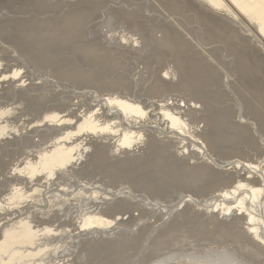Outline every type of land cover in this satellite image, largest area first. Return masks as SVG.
Segmentation results:
<instances>
[{"label":"rangeland","instance_id":"374dc122","mask_svg":"<svg viewBox=\"0 0 264 264\" xmlns=\"http://www.w3.org/2000/svg\"><path fill=\"white\" fill-rule=\"evenodd\" d=\"M33 1L35 0L26 2L25 0H0V69L2 70H0V79L4 81V86H2L4 89H0V93L3 92V94H0V108L3 110L0 109V111H6L0 121H2L1 119H3V122L4 120L7 121L9 130L14 126L10 130L11 132L8 131L7 134H1L4 135L3 137L0 136V201L13 194L14 188H19V186L27 199L24 200V203L22 200V204L21 202L14 203L10 208L4 209L0 213L2 215L0 216V222L4 220L5 224L2 225L1 222L0 225L4 226L2 229L4 230L7 227L17 225L18 221L23 218L30 217V224L33 223L34 218H37L39 223L35 219V223L31 225H33L34 230L38 231V236L35 244L33 243L31 247H27H30L28 251L32 248L35 251L42 250L41 253L32 258L29 256L30 259L27 257L22 261L20 260V262L25 263L19 262L18 264H264V183H262L264 181L260 175L261 171L251 174L255 172L253 168L260 169L262 166L264 167V84L262 87L254 86V83L259 82L260 84V81L264 83L263 54H258L254 60H250V62L253 61L252 64L255 65L256 70L247 67L242 74L240 73L241 75L238 72L236 74V67H234L235 55L232 54V58L226 47L232 50L231 46L237 45V35L238 33L241 34V29L232 24V29L228 26L229 31L224 34L207 24V21L213 22L215 25L219 24L214 16L198 11L193 4L184 3L176 8L174 2L173 7L175 9L173 10L170 9L171 7L165 6V2L162 0H95L94 2L91 0L93 6L87 0H81V3L77 2H80V0ZM82 1L85 2V5ZM86 2L88 5H86ZM161 2H164V4ZM89 4L90 7H88ZM83 6L89 9L85 10ZM119 8L121 11L118 10ZM125 9L127 10L126 13L129 11L132 14L128 12V16L124 12ZM76 11L78 14L83 11L85 13H83V16L80 14L82 16L80 17L81 21L78 19L80 23L75 19L76 17L79 18ZM70 16L74 18L70 19ZM133 16L138 18L135 17L137 21ZM144 17L148 20L146 21ZM180 19L181 21H179ZM73 20L77 22L76 25L78 26L75 23V26L71 24ZM132 20L134 22H131ZM249 23L251 22L249 21ZM251 25L255 27L254 24L251 23ZM162 27H164V30ZM180 27L187 30L183 31ZM174 30L179 34H175ZM115 31L116 33H114ZM118 31L120 34H117ZM161 31L177 35L176 38L175 36L169 37V40L179 39L177 41L180 43L188 40L187 44L190 43L194 47L179 51L168 43L169 41L165 37V40H156L155 37L157 35L159 37ZM154 33H156L155 37ZM122 34L123 36L126 34L127 38L123 37ZM192 34L194 37L191 36ZM132 38H135V40ZM224 40L230 44L224 45ZM195 45L204 46L203 48L207 49H213L216 46L217 48L215 47L214 50L218 51L220 49L218 60L215 59L212 62L206 59L205 62H201L198 60L201 58L200 55H202V58L207 57L206 53H203V50ZM192 60H196L198 63L200 61L202 66L208 65L212 78L210 81L205 74L201 79L199 78L200 81L195 78V73L186 64ZM225 60L227 62L229 60V62L226 65L222 63L223 67L220 63ZM213 63L216 64L217 68H213ZM170 65L174 66L171 67ZM178 65L182 72H177L178 77L176 75L175 77L166 75L167 69L168 71H170L169 68L177 70ZM228 69L234 71L236 76L233 77L232 71L230 72ZM16 70L19 74L13 76V72ZM70 70H73L72 73ZM141 70L146 71L147 74ZM5 72L6 74H4ZM140 72L144 73L143 76L145 77L141 76ZM25 73L28 74V77ZM225 74H228L230 79L235 78L230 84L232 86L227 83L228 86H226L223 82L222 79H224ZM3 76H5L4 79ZM137 76H139V80H143V78L146 80H140L143 83H139L140 81L137 82ZM146 76L151 77L150 80ZM255 76H257L256 79L258 78L257 82H254ZM157 77L160 78V82L159 79H156ZM197 77H199V74ZM169 79L173 80L174 86L171 85ZM13 80H17V82L13 83ZM166 82L168 83L165 84ZM169 83L171 86L168 85ZM179 84L180 86H178ZM239 87L242 88L239 89ZM253 87L255 91L252 90ZM223 90H227V93ZM46 91L52 93L48 94ZM237 92L239 93L237 94ZM56 93L59 94L56 95ZM47 94L48 99H46ZM37 95H40V97ZM49 95H52V97ZM109 96L136 102L135 104H139L145 109V114L140 120L136 119V123H131L130 120L134 118L123 115L124 113L114 103H109L107 101ZM94 97L95 99H93ZM32 98L35 101H31ZM185 104L189 105L188 108ZM14 105L18 107V110H14L16 112L13 111L12 106ZM72 106L73 108H71ZM179 106L180 110H177L176 107ZM165 108L176 115L181 113L180 116L183 118H181L183 120L182 129L169 128V124L166 123L167 118L163 116ZM8 111L11 113L9 114ZM83 113H85V116L95 115L97 121L101 120L99 123L102 126H108L109 129L97 133L81 132L72 136L70 140L68 139V142L64 140L65 144L68 143L67 145L82 142L81 150L78 153L81 161L73 164L74 167L71 165V168L75 169L74 171L71 168L69 169L70 166L67 167L68 170L64 167L56 173L57 175L52 177L55 181L48 180L45 177V170L42 169L41 160L44 152H48L54 145L59 144L63 140L61 138L63 133L73 131L78 122L85 117ZM49 114H58L59 120H48L46 116ZM237 115L241 120L243 118V121ZM77 116L81 119L79 120ZM13 117L17 118L16 125ZM238 120L240 121L238 122ZM245 120L249 128L246 127ZM29 121H31L30 127L26 124ZM185 121H188V124ZM235 121H237V125ZM63 124L66 127L69 125L67 130L66 127L64 129ZM239 124H242V126ZM20 125H23L24 128H21ZM59 125L63 126L60 127ZM186 126H189L188 130ZM257 126L258 129H256ZM28 129L32 130L29 131ZM126 132L131 133L134 140L131 141L130 145L126 144L121 146V149H115L118 143L120 144L122 134ZM86 133L90 137H87ZM141 135L143 136L141 137ZM107 136L110 137L107 138L108 140L106 139ZM93 138L95 143L92 140ZM116 138L117 141H115ZM56 139L59 140V143ZM103 141L108 145L101 146L100 144H104ZM55 142L56 144H54ZM87 143H91V145ZM40 145L42 146L40 147ZM82 147L85 148L86 152ZM109 149H112V151ZM81 151H84V155L81 154ZM26 152L29 153L28 158ZM126 152L128 157L125 156ZM116 154L119 155L121 161L116 159V157L118 158ZM33 155H36V159H32V157L34 158ZM135 156L136 158H134ZM137 156L139 157L138 160ZM163 156L168 160L167 163ZM84 158L85 160H83ZM127 158L128 160L132 159V162L126 160ZM125 160L130 165L125 164ZM31 162L33 163L31 164ZM115 163H119V169L115 170L118 166ZM112 164L115 165V168L109 167L112 171L105 168L107 165L113 166ZM168 164L171 166L168 167ZM189 164L191 165L189 166ZM24 165L29 168L32 167L34 173H30L28 170L21 174L14 173V168L21 169ZM161 165H163L162 171ZM113 168L116 172L113 171ZM27 172L28 174H26ZM38 173L40 174L38 175ZM105 173L108 174L105 175ZM116 173L121 174V178ZM61 174L64 176L60 177ZM109 174L114 175V178ZM130 174L132 175L130 176ZM40 175L46 180L41 179ZM262 175L264 178L263 173ZM125 176L128 178L130 176L131 180H128ZM132 180L133 182L135 180V183ZM240 181L244 185L238 188L239 190L234 191ZM23 183L27 190L24 188ZM50 183L53 185H50ZM43 186L44 188H42ZM252 188H258L261 191L260 196L258 195L257 198L251 200L249 198L251 191L249 190H252ZM45 189L49 191L48 194H46L48 191ZM28 190L29 193H27ZM52 191L54 195H52ZM248 193L249 195H247ZM56 194H59V197ZM45 196H49L51 199L49 197L45 198ZM53 197L55 201L52 199ZM42 198L45 201H42ZM118 198L121 199L119 202ZM110 199L111 205L109 203ZM242 199L246 200L240 207L238 202ZM34 200L35 202H33ZM36 201L38 204L41 202L40 205L42 206L45 205L42 207ZM102 201L107 202L101 204ZM28 203L30 207L32 206V209L28 206ZM34 203L37 205L35 206ZM50 203L51 205H49ZM52 204L55 205L54 208ZM58 204L61 206L59 207ZM22 205L23 208L27 207L24 211L21 208ZM103 205H105V209ZM215 205L217 207L214 208ZM51 206L55 211H51ZM34 207H37V209L35 208L36 212L33 211ZM107 208L108 210H106ZM20 209L22 211H17ZM38 213H41V215L42 213L46 214L45 218L42 215L40 219L41 216ZM248 213H253V221L248 219ZM5 214H8L7 217ZM33 216L34 218H32ZM99 216L110 222L102 224L103 226L91 224V227H81V222L85 218ZM42 219L44 222L41 221ZM37 224H43L44 228L40 225L36 229ZM45 224L46 226L50 225L47 226L49 228L54 227L50 232L51 234L43 233L46 227ZM41 234L42 236L39 237ZM51 235H53L52 238L49 237ZM0 238L2 237L0 236ZM53 243H56V245ZM52 253H54L53 256H51ZM41 255L42 258H39ZM4 256L7 257L6 254ZM6 260L3 261L6 262Z\"/></svg>","mask_w":264,"mask_h":264},{"label":"bare ground","instance_id":"6f19581e","mask_svg":"<svg viewBox=\"0 0 264 264\" xmlns=\"http://www.w3.org/2000/svg\"><path fill=\"white\" fill-rule=\"evenodd\" d=\"M24 1V0H23ZM26 1H28V0H25V2ZM30 1H32V0H30ZM36 1V0H35ZM35 1H33V2H35ZM87 1H89L88 3H90L91 2V5H92V1L91 0H87ZM95 0H93V2H94ZM148 1V0H147ZM154 1V0H153ZM161 1V0H160ZM159 1V2H160ZM162 1H164L165 2V4H164V2H161V3H163L165 6L167 5V6H169V7H171L170 9H175L173 6V3L175 2V6H176V8L177 7H179V6H181L182 4H184V3H186V4H193V6H194V8L195 9H197L198 11H200V12H203V13H208V14H210L211 16H214L215 18H216V20L218 21V23L219 24H214L213 22H210V21H207V24H209L210 26H213V28H215V29H217V30H219V31H222L224 34H226L229 30V28L230 29H232V24L233 25H235V26H238L240 29H241V31L243 32H241V34L240 33H238V35H237V45H232L231 47H232V50L230 49V48H227L226 47V50H228V54H230V55H232V54H234L235 56V60H234V64H235V66L234 67H236L235 68V70H236V74H237V72H238V74H242V72H244V70H246L245 68H250V69H254V70H256L255 69V65H253L252 63H253V61L252 62H250V60H254V58L256 57V55H258V54H263V57H264V0H162ZM169 1V2H168ZM78 3H81V0H80V2L79 1H77ZM83 3H84V5H85V2L84 1H82ZM97 2V1H96ZM95 2V3H96ZM151 2V1H150ZM7 3V2H6ZM94 3V4H95ZM153 3V2H152ZM160 3V4H161ZM157 4H158V2H157ZM86 5H88L87 4V2H86ZM90 4H89V6L88 7H90L91 6ZM142 5V4H141ZM13 6V5H12ZM52 6V5H51ZM64 6V5H63ZM93 6V5H92ZM95 6V5H94ZM96 6H97V4H96ZM121 6V5H120ZM119 6V7H120ZM148 6V5H147ZM152 6V5H151ZM150 6V7H151ZM163 6V5H162ZM87 7V8H88ZM141 7V6H140ZM3 8V7H2ZM83 8H84V6H83ZM87 8H84L85 10L87 9ZM121 8V7H120ZM118 9V10H120L121 11V9ZM3 9H6L5 7L3 8ZM10 9V8H9ZM81 9V8H80ZM89 9V8H88ZM141 9H143V8H141ZM145 9V8H144ZM149 9V8H148ZM168 9V8H167ZM24 10V9H23ZM116 10H117V8H116ZM146 10V9H145ZM6 11H8V10H6ZM11 11V10H10ZM78 11V10H77ZM77 11H76V13H77ZM81 11H82V9H81ZM89 11V10H88ZM124 11V10H123ZM122 11V12H123ZM126 9H125V13H126ZM26 12V11H25ZM63 12V11H62ZM116 12H118V11H116ZM129 12V11H128ZM127 12V13H128ZM74 13V12H73ZM78 13H79V11H78ZM77 13V14H78ZM83 13H84V11L81 13L80 12V14L83 16ZM125 13L123 14L124 16H125ZM126 13V14H127ZM129 13H131V12H129ZM139 13V12H138ZM138 13H136V14H138ZM143 13V12H142ZM148 13V12H147ZM14 14V13H13ZM16 14V13H15ZM18 14V13H17ZM16 14V15H17ZM63 14V13H62ZM80 14H78L77 16L79 17V18H75V19H77V21H78V19H79V21H81L80 20V17H82ZM85 14V13H84ZM122 14V13H121ZM132 14V13H131ZM130 14V15H131ZM135 14V15H136ZM150 14V13H149ZM9 15H10V13H9ZM29 15V14H28ZM72 15V14H71ZM74 15V14H73ZM72 15V16H73ZM128 16H129V14H127ZM140 16L142 15L141 13L139 14ZM145 15V14H144ZM19 16H20V14H19ZM72 16H70L69 18L70 19H73L72 18ZM85 16V15H84ZM132 16V15H131ZM138 16V15H137ZM140 16H138V17H140ZM252 23V24H254L255 25V27L253 26V25H251V23H249V21L245 18V17ZM13 17V16H12ZM134 17V16H133ZM136 17V16H135ZM134 17V18H135ZM194 17V16H193ZM68 18V19H69ZM126 18V17H125ZM132 18V17H131ZM137 18V17H136ZM136 18H135V20H136ZM141 18V17H140ZM148 18V17H147ZM192 18V17H191ZM12 19H14V18H12ZM138 19V18H137ZM143 19V18H142ZM144 19H146L145 17H144ZM150 19H152V18H150ZM154 19V18H153ZM156 19V18H155ZM182 19V18H181ZM181 19L179 20V21H181ZM194 19V18H193ZM193 19H192V21H193ZM195 19H196V17H195ZM148 19H146V21H147ZM178 20V19H177ZM189 20V19H188ZM191 20V19H190ZM78 21V22H79ZM137 21V20H136ZM135 21V22H136ZM149 21H151V20H149ZM148 21V22H149ZM161 21V20H160ZM192 21H189V22H192ZM131 22H134L133 20L131 21ZM74 23H75V25H76V23L77 22H74V20H73V23H71V24H73L74 25ZM80 23V22H79ZM78 23V24H79ZM177 23H178V21H177ZM181 23V22H180ZM133 24V23H132ZM137 24V23H136ZM74 25V26H75ZM59 26V25H58ZM76 26H78V25H76ZM133 26V25H132ZM143 26V25H142ZM166 27H167V25H165ZM169 26V25H168ZM175 26H176V24H175ZM180 26V25H179ZM228 26H229V28H228ZM141 27V26H140ZM160 27V26H159ZM177 27V26H176ZM182 27H183V25H182ZM77 28V27H76ZM163 28V30H164V27H162ZM181 28V27H180ZM186 28V27H185ZM210 28V27H209ZM158 29V28H157ZM167 29H168V27H167ZM181 29H183V31H186L184 28H181ZM68 30V29H67ZM113 31V30H112ZM219 31H217V32H219ZM17 32V31H16ZM24 32H26V31H24ZM35 32V31H34ZM126 32V31H125ZM176 32H177V28H176ZM175 32V30H174V33L175 34H177ZM178 32H180V31H178ZM109 33V32H108ZM113 33V32H112ZM112 33H111V35H112ZM114 33H116V31L114 32ZM113 33V34H114ZM119 33V31L117 32V34ZM123 33V32H122ZM129 33V32H128ZM182 33V32H181ZM184 33V32H183ZM116 34V35H117ZM120 34V33H119ZM127 34V33H126ZM126 34H124V36L126 35ZM155 34L156 33H154V37H155ZM179 34V33H178ZM177 34V35H178ZM187 34V33H186ZM220 34H222L221 32H220ZM132 35V34H131ZM134 35V34H133ZM136 35V34H135ZM176 35V36H177ZM184 35V34H183ZM217 35H218V33H217ZM113 37H114V35H112ZM122 36H123V34H122ZM123 36V37H124ZM175 35L174 34H172V33H167V32H164V31H161V34L159 35V37H158V35H157V37H155L156 38V40H165V38L169 41L168 43H170L171 45H173L176 49H178L179 51H183L184 49L186 50V49H190V47H194V45H191L190 43L189 44H187L188 42V40L187 41H182L183 43H180V42H178L177 40H179V39H176V40H173V39H171V40H169L170 38L169 37H174ZM176 36H175V38H176ZM180 36H181V34H180ZM179 36V37H180ZM191 36H193V34L191 35ZM112 37V38H113ZM126 37V36H125ZM129 37H131V36H129ZM153 37V38H154ZM165 37V38H164ZM178 37V38H179ZM182 37V36H181ZM180 37V38H181ZM194 37V36H193ZM193 37H192V39H193ZM114 38H116V37H114ZM127 38V37H126ZM169 38V39H168ZM174 38V39H175ZM197 38V37H196ZM247 38V39H246ZM133 39V38H132ZM131 39V40H132ZM110 40V39H109ZM117 40V39H116ZM127 40H129V39H127ZM133 40H135V38L133 39ZM185 40V39H184ZM194 40V39H193ZM193 40H192V42H193ZM226 40V39H225ZM224 40V42H225V44L224 45H226L227 46V43H229V42H226ZM122 41V40H121ZM121 41H120V43H121ZM196 41V40H195ZM126 42V41H125ZM133 42V41H132ZM131 42V43H132ZM137 42V41H136ZM140 43V42H139ZM219 43H221L220 41H219ZM192 44H194V43H192ZM198 45H199V42L197 43ZM230 44V43H229ZM187 45H189V46H187ZM197 45V46H198ZM220 45V44H219ZM223 45V46H224ZM196 46V45H195ZM196 46V47H197ZM222 46V47H223ZM199 47V46H198ZM204 47V46H203ZM203 47H199V48H201L202 50H203V53H206V56L208 57H203L202 58V55H200L201 56V58L200 59H198V60H200L201 62H205L206 61V59L207 60H210V61H214L215 59H217L218 60V56H220V55H218V51L220 50H218V51H216V50H214V48L216 47H214L213 49H207V48H203ZM219 47V46H218ZM217 48V47H216ZM184 50V51H185ZM231 51V52H230ZM32 52V51H31ZM250 52V53H249ZM258 52V53H257ZM38 53V52H37ZM44 53V52H43ZM180 53V52H179ZM195 53H197V52H195ZM238 53H240V54H238ZM45 54V53H44ZM197 54H199V53H197ZM220 54V53H219ZM222 51H221V56H222ZM238 54V55H237ZM191 55H194V54H191ZM50 57V56H49ZM232 58H233V55H232ZM231 58V59H232ZM200 61H199V63H198V61H196V60H192V61H190V62H187L186 64H187V66L189 67V68H191L190 70L192 71V72H194L195 74V78H197L199 81H200V79H201V77L205 74L206 75V77H207V79L210 81V79H212L211 78V74L209 73V69H208V65H205V66H202V65H200ZM212 61V62H213ZM220 61V60H219ZM233 61V60H232ZM228 62H229V60H228ZM228 62L225 60V61H222L221 63H220V65H222V63H224V65H226V63L228 64ZM1 63V62H0ZM6 64V63H5ZM9 65V64H8ZM4 66H7V65H4ZM171 66V65H170ZM172 66H174V65H172ZM171 66V67H172ZM211 66V65H210ZM213 68L215 69V68H217V66H216V64L215 63H213ZM223 66V65H222ZM224 67V66H223ZM3 68V67H2ZM174 68V67H173ZM177 68V67H176ZM179 68V69H178ZM178 68H177V70L176 69H174V70H171V68H169V70L170 71H168V69H167V72H166V75L167 76H171V77H175V75L177 76V72H181V69H180V66L178 65ZM145 69V68H144ZM261 69H262V67H261ZM1 70V69H0ZM4 70V69H3ZM229 70V69H228ZM249 70V69H248ZM2 71V70H1ZM67 71V70H66ZM71 71V73H72V71L73 70H70ZM141 71H143V70H141ZM230 71V70H229ZM232 71V70H231ZM230 71V72H231ZM259 70L257 69V72H258ZM77 72V71H76ZM143 72H146V71H143ZM251 72V71H250ZM254 72V71H253ZM256 72V71H255ZM9 73V72H8ZM74 73V72H73ZM82 73V72H81ZM80 73V74H81ZM113 73V72H112ZM141 74V76H143L144 75V73H142V72H140ZM182 73V72H181ZM235 73H234V71H232V76L234 77V76H236L235 75ZM4 74H6V72L4 73ZM10 74V73H9ZM17 74H19V72H18V70H16V71H14L13 72V76H15V75H17ZM23 74V73H22ZM21 74V75H22ZM25 74H27V73H25ZM76 74V73H75ZM86 74V73H85ZM146 74H147V72H146ZM199 74V77H197V75ZM240 74V75H241ZM70 75V74H69ZM74 75V74H73ZM149 75H150V73H149ZM152 75V74H151ZM183 75V74H182ZM255 75H256V73H255ZM8 76V75H7ZM18 76V75H17ZM20 76V75H19ZM72 76V75H71ZM76 76V75H75ZM80 76V75H79ZM82 76H84V75H82ZM81 76V77H82ZM4 77L5 76H3V79H4ZM21 77V76H20ZM27 77H28V74H27ZM26 77V78H27ZM85 77H86V75H85ZM138 77V78H137ZM136 78L138 79L137 80V82L138 81H140V80H142V79H140L139 80V76H137ZM143 77H145V76H143ZM147 78H149L148 80H150V78L151 77H148V76H146ZM153 77V76H152ZM178 77V76H177ZM184 77V76H183ZM242 77H244L243 75H242ZM256 77L257 76H255V81L254 82H257L258 81V78L256 79ZM7 78V77H6ZM11 78V77H10ZM9 78V79H10ZM92 78V77H91ZM120 78V77H119ZM124 79H125V77H123ZM122 78V80L124 81V79ZM200 78V79H199ZM239 78V77H238ZM17 79H18V77H17ZM81 79H83V78H81ZM80 79V80H81ZM127 79H128V77H127ZM156 79H159V82H160V78H156ZM156 79H155V82H156ZM183 79V78H182ZM22 80V79H21ZM31 80V79H30ZM34 80V79H33ZM36 80H37V78H36ZM92 80H94V79H92ZM117 80V79H116ZM143 80H146V79H144L143 78ZM142 80V81H143ZM169 80H171V82L170 83H172V79H169ZM186 80V79H185ZM222 80H224L223 82L226 84H229V86H232V85H230L231 83H232V81L233 80H235V78H229V76H228V74H225V77H224V79H222ZM241 80V79H240ZM7 81H8V78H7ZM19 81V80H18ZM29 81V80H28ZM35 81V80H34ZM78 81V80H77ZM111 81H113V80H111ZM142 81H140L139 83H141ZM3 82L4 81H2L1 79H0V89L2 88V90L4 89L2 86H4L3 85ZM9 82V81H8ZM15 82H17V80L16 81H14L13 80V83H15ZM21 82V81H20ZM25 82V81H24ZM29 82H31V81H29ZM145 82V81H144ZM148 82V81H147ZM221 82V81H220ZM222 82V84H224ZM235 82H239V81H235ZM36 83H38V82H36ZM143 83V82H142ZM161 83H163V82H161ZM168 82H166L165 84H167ZM170 83L168 84V85H170ZM184 83V82H183ZM234 83V82H233ZM5 84V83H4ZM24 84V83H23ZM35 84V83H34ZM116 84H117V82H116ZM120 84V83H119ZM175 84V83H174ZM174 84L172 83L171 85H173L174 86ZM224 84V85H225ZM226 84V86H228ZM255 85L254 86H256V87H259V86H263V84L264 83H262V81H260V84H259V82H257V83H254ZM259 84V85H258ZM32 85V84H31ZM156 85V84H155ZM170 85V86H171ZM221 85V84H220ZM237 85V84H236ZM235 85V86H236ZM28 86V85H27ZM33 86V85H32ZM37 86H38V84H37ZM163 86V85H162ZM167 86V85H166ZM165 86V87H166ZM178 86H180V84L178 85ZM222 86V85H221ZM220 86V87H221ZM234 86V85H233ZM24 87H26V86H24ZM30 87V86H29ZM28 88V87H27ZM223 88V87H222ZM225 88V87H224ZM232 88V87H231ZM240 88H242V87H239V89ZM264 88V87H263ZM263 88H260V89H263ZM26 89V88H25ZM24 89V90H25ZM29 89V88H28ZM52 89V88H51ZM126 89V88H125ZM235 89V88H234ZM248 89V88H247ZM27 90V89H26ZM48 90V89H47ZM50 90V89H49ZM54 90H55V88H54ZM236 90V89H235ZM235 90H233V91H235ZM250 90V89H249ZM252 90H254V87H253V89ZM1 91V90H0ZM18 91V90H17ZM224 91V90H223ZM231 91H232V89H231ZM237 91H238V89H237ZM255 91V90H254ZM260 91V90H259ZM210 92V91H209ZM224 92H226L227 93V90L226 91H224ZM240 92V91H239ZM239 92H237V94L239 93ZM46 93H48L47 91H46ZM45 93V94H46ZM50 93H52V92H49L48 94H50ZM54 93V92H53ZM244 93V92H243ZM253 93V92H252ZM252 93H251V95H252ZM0 94H3V92L2 93H0ZM31 95H32V93H30ZM48 94H47V98L46 99H48ZM57 94H59V93H56V95ZM52 95H54V94H52ZM52 95H49V96H51L52 97ZM240 95V94H239ZM3 96V95H2ZM33 96H34V94H33ZM32 96V97H33ZM37 96H39L40 97V95H37ZM41 96H43V95H41ZM249 96V95H248ZM254 96V95H253ZM262 96V95H261ZM44 97V96H43ZM42 97V98H43ZM54 97H55V95H54ZM239 97V96H238ZM252 97V96H251ZM250 97V98H251ZM35 98H37L36 96H35ZM97 98H99V97H97ZM253 98V97H252ZM258 98V97H257ZM31 99V98H30ZM33 99V98H32ZM40 99V98H39ZM44 99H45V97H44ZM50 99V98H49ZM75 99H77V98H75ZM93 99H95V97L93 98ZM78 100V99H77ZM76 100V101H77ZM92 100V99H91ZM101 100V99H100ZM170 100H172L171 98H170ZM169 100V101H170ZM248 100H249V98H248ZM251 100V99H250ZM31 101H35V99H33V100H31ZM37 101H39L38 100V98H37ZM36 101V102H37ZM44 101V100H43ZM107 101L109 102V103H114L124 114L123 115H127V116H130V117H132V118H134L133 120H130V122L131 123H136V119H139L140 120V118L145 114V109H143L142 107H141V105H139V104H135L134 102H131V101H126V100H122V99H120V98H114V97H112V96H109L108 97V99H107ZM253 101H254V98H253ZM23 102V101H22ZM22 102H21V104H22ZM35 102V103H36ZM78 102V101H77ZM103 102H104V100H103ZM171 102V101H170ZM259 102V101H258ZM14 103V102H13ZM75 103V102H74ZM73 103V104H74ZM79 103V102H78ZM93 103V102H92ZM99 103V102H98ZM104 103H106V102H104ZM104 103H103V105H104ZM236 103H238V102H236ZM244 103V102H243ZM12 104V103H11ZM71 104V103H70ZM69 104V105H70ZM85 104V103H84ZM96 104H97V101H96ZM183 104V103H182ZM9 105V104H8ZM68 105V106H69ZM80 105V104H79ZM102 105V107L104 108V106ZM109 105V104H108ZM179 105V104H178ZM184 105V104H183ZM241 105H243V104H241ZM15 106V105H14ZM14 106H12L14 109H13V111L15 110V109H17L18 110V107H14ZM71 106V105H70ZM73 106H75V105H73ZM73 106L71 107V108H73ZM100 106V105H99ZM111 106L113 107V105L111 104ZM181 106V108H183V106L182 105H180ZM180 106L179 107H176L177 108V110H180ZM185 106L188 108V106L185 104ZM191 106V105H190ZM263 106V105H262ZM3 107V106H2ZM10 107V106H9ZM12 107H10V108H12ZM67 107V106H66ZM76 107V106H75ZM82 107V106H81ZM95 107V106H94ZM101 107V106H100ZM170 108V107H169ZM192 108V107H191ZM194 108H195V106H194ZM1 109V108H0ZM98 109V108H97ZM102 109V108H101ZM118 109V110H119ZM190 109V108H189ZM1 110H3V109H1ZM111 110V109H110ZM182 110V109H181ZM184 110H185V108H184ZM183 110V111H184ZM192 110H194V109H192ZM191 110V111H192ZM240 110H241V108H240ZM12 111V112H13ZM72 111V110H71ZM73 111H76V110H73ZM98 111H101V110H98ZM113 111V110H112ZM117 111V110H116ZM238 111H239V109H238ZM6 111H0V118L4 115V113H5ZM14 112H16V111H14ZM114 112V111H113ZM163 116L165 117V118H167V122L166 123H168L169 124V128H178L179 130L180 129H182V127H181V125H182V123H183V118L180 116V114L181 113H179V115H176L175 113H172V112H170V110H168L167 108H165L164 110H163ZM242 112V111H241ZM8 113H9V111H8ZM11 113V112H10ZM9 113V114H10ZM49 113V112H48ZM69 113H71V112H69ZM68 113V114H69ZM73 113V112H72ZM75 113V112H74ZM86 113V112H85ZM85 113H83L84 114V116H85ZM92 113V112H91ZM101 113V112H100ZM147 113V112H146ZM183 113V112H182ZM62 114V113H61ZM115 114H116V112H115ZM119 114V113H118ZM238 114V113H237ZM6 115V114H5ZM12 115H13V113H12ZM58 114H49L48 116H46V118L48 119V120H59L58 119V116H57ZM69 115H71V114H69ZM68 115V116H69ZM90 115V114H89ZM102 115V114H101ZM114 115V114H113ZM244 115V114H243ZM11 116V115H10ZM66 116V115H65ZM67 116V117H68ZM74 116H75V114H74ZM95 115H92V116H85L80 122H78L77 120H76V122H78V124L76 125V128H74L72 125H71V127H73L74 129H73V131H68V132H66V133H63V135H62V141H60V143H59V140H57L58 139V137H57V143H59V144H57V145H54V147H52V145H51V147H52V149L51 150H49L48 152L47 151H43L44 152V154H43V158H42V160H41V162H42V169L43 170H45V174H46V176L45 177H47V179L48 180H50V179H52V181L54 180L55 181V179H53L52 177L53 176H55V175H57L56 173L57 172H59L62 168H67L68 166H70L69 167V169L71 168V165H73V164H77V163H80V162H78V161H81L80 160V158H79V155H78V153L80 152V150H81V143H77V144H74V145H67L68 143V139L70 140V138L72 137V136H74L75 134H79V133H81V132H91V133H94V132H99V131H102V130H105V129H107L108 128V126H102L99 122L101 121H97V119L94 117ZM98 117H99V115H97ZM183 116V115H182ZM184 116H185V114H184ZM238 116V115H237ZM9 117V116H8ZM15 117V116H14ZM13 117V119H15V121H14V123L16 122V119L17 118H14ZM41 116L39 115V118H40ZM78 117V116H77ZM97 117V118H98ZM102 117V116H101ZM146 117V116H145ZM235 117V116H234ZM3 118V117H2ZM11 118V117H10ZM64 118V117H63ZM66 118V117H65ZM70 118V117H69ZM68 118V119H69ZM72 118V117H71ZM75 118V117H74ZM79 118V117H78ZM118 118V117H117ZM182 118V119H181ZM238 118H239V116H238ZM12 119V120H13ZM34 119V118H33ZM32 119V120H33ZM76 119V118H75ZM74 119V120H75ZM81 118H79V120H80ZM226 119V118H225ZM240 119V118H239ZM248 119H250V118H248ZM2 121H0V136H2L1 134H3V133H5V134H7L8 133V131L9 132H11L10 130L14 127H12V126H10V127H12V128H10V130H9V125L7 126V121H5L4 120V122H3V119H1ZM7 120V119H6ZM11 120V121H12ZM22 120H24V119H22ZM31 120V121H32ZM118 120V119H117ZM241 120V119H240ZM240 120H238V122L240 121ZM9 121V120H8ZM25 121V120H24ZM31 121H29V123H26V124H30V122ZM61 121V120H60ZM114 121H116L115 119H114ZM165 121V120H164ZM163 121V122H164ZM241 121H243V118H242V120ZM249 121V120H248ZM247 121V122H248ZM18 122H19V120H18ZM119 122V121H118ZM121 122V121H120ZM119 122V123H120ZM186 122V121H185ZM188 122V121H187ZM186 122V123H187ZM236 122L237 121H235V124H236ZM245 122V124H246V120L244 121ZM250 122V121H249ZM254 122V121H253ZM11 123V122H10ZM13 123V124H14ZM17 123V122H16ZM16 123H15V125H16ZM58 123V122H57ZM56 123V124H57ZM70 123V122H69ZM110 123V122H109ZM159 123V122H158ZM23 124H25V123H23ZM65 124V123H64ZM63 124V125H64ZM112 124V123H111ZM164 124V123H163ZM188 124V123H187ZM248 124V123H247ZM247 124H246V127L247 128H249L248 126H247ZM250 125H251V122L249 123ZM257 124V123H256ZM27 125V126H28ZM58 125V124H57ZM63 125H61V126H63ZM108 125V124H107ZM113 125H114V123H113ZM112 125V126H113ZM116 125H118V124H116ZM186 125V124H185ZM237 125V124H236ZM240 126H242V124H239ZM238 125V126H239ZM249 125V126H250ZM253 125V124H252ZM21 126V125H20ZM26 126V125H25ZM26 126V127H27ZM60 126V125H59ZM60 126V127H61ZM69 126V125H68ZM67 126V127H68ZM183 126V125H182ZM17 127H18V125H17ZM23 127V125L21 126V128ZM26 127H25V129H26ZM29 127H30V125H29ZM54 127H55V125H54ZM58 127V126H57ZM56 127V128H57ZM65 127H66V125H64V129H65ZM67 127H66V130H67ZM119 127V126H118ZM167 127V126H166ZM187 127V126H186ZM189 127V126H188ZM188 127H187V130H188ZM195 127L196 128H198V126H196L195 125ZM237 127V126H236ZM16 128V127H15ZM24 128V127H23ZM55 128V129H56ZM116 128H117V126H116ZM133 128V127H132ZM207 128H209V127H207ZM242 128V127H241ZM240 128V129H241ZM20 129V128H19ZM18 129V130H19ZM109 129V128H108ZM107 129V130H108ZM113 129V128H112ZM120 129H121V127H120ZM124 129V128H123ZM129 129V128H128ZM131 129V128H130ZM133 129H135V128H133ZM132 129V130H133ZM185 129V128H184ZM251 130L253 129L252 127L250 128ZM256 129H258V126L256 127ZM255 129V130H256ZM14 130H16V129H14ZM29 130V129H28ZM30 130H32V129H30ZM29 130V131H30ZM58 130V129H57ZM70 130V129H69ZM72 130V129H71ZM117 130V129H116ZM127 130V129H126ZM138 130V129H137ZM264 130V129H263ZM13 131V130H12ZM26 132H27V130H25ZM111 131V130H110ZM117 131H119V130H117ZM123 131V130H122ZM125 131V130H124ZM123 131V132H124ZM7 132V133H6ZM21 132V131H20ZM128 132V131H127ZM124 133V134H122V138H120V144L118 143V145H117V147L115 148V149H118V148H120L121 146H123V145H126V144H129L130 145V143H131V141H133L134 140V138L131 136L132 134L131 133ZM135 132H137V131H135ZM241 132H242V130H241ZM251 132H253V131H251ZM255 132V131H254ZM17 133H19V132H17ZM28 133V132H27ZM60 133V132H59ZM58 133V134H59ZM132 133H134V132H132ZM139 133V132H138ZM138 133H137V135H138ZM257 133V132H256ZM9 134H11V133H9ZM20 134V133H19ZM25 134V133H24ZM57 134V133H56ZM87 134V133H86ZM120 134V133H119ZM85 135V134H84ZM84 135H82V136H84ZM98 135V134H97ZM136 135V134H135ZM140 135V134H139ZM245 135V134H244ZM4 136V135H3ZM2 136V137H3ZM81 136V137H82ZM94 136V135H93ZM92 136V137H93ZM102 136V135H101ZM100 136V137H101ZM143 135H141V137H142ZM203 136V135H202ZM206 136V135H205ZM215 136V135H214ZM220 136V135H219ZM240 136V135H239ZM246 136V135H245ZM21 137H22V135H21ZM59 137V138H60ZM87 137H90V135H88L87 134ZM87 137H86V139H87ZM91 137V138H92ZM96 137V136H95ZM94 137V138H95ZM98 137V136H97ZM100 137H99V139H100ZM102 137H104V136H102ZM101 137V138H102ZM112 137H114L113 135H112ZM111 137V138H112ZM119 137H120V135H119ZM213 137V136H212ZM39 138V137H38ZM37 138V139H38ZM78 138V137H77ZM84 138V140H85V137H83ZM94 138L92 139L93 140V142L95 141L94 140ZM105 138V137H104ZM103 138V139H104ZM107 138H110V137H106V139ZM137 138V137H136ZM45 139V138H44ZM53 139V138H52ZM82 139V138H81ZM119 139V138H118ZM204 139V138H203ZM3 140V139H2ZM43 140V139H42ZM64 140L66 141L67 140V144H65V142H64ZM75 140V139H74ZM78 140V139H77ZM88 140V139H87ZM108 140V139H107ZM113 140V139H112ZM212 140V139H211ZM255 140V139H254ZM261 140V139H260ZM71 141H72V139H71ZM76 141V140H75ZM75 141H74V143H75ZM80 141V140H79ZM86 141V140H85ZM88 141H90V140H88ZM98 141V140H97ZM102 141V140H101ZM104 141H105V139H104ZM104 141H103V143H104ZM115 141H117V138H116V140ZM222 141V140H221ZM40 142V141H39ZM73 142V141H72ZM71 142V143H72ZM77 142V141H76ZM91 142V141H90ZM108 142V141H107ZM212 142V141H211ZM238 142H240V141H238ZM47 143V142H46ZM53 143V142H52ZM70 143V144H71ZM95 143V142H94ZM97 143V142H96ZM99 143H100V141H99ZM215 143V142H214ZM262 143H263V140H262ZM39 144V143H38ZM54 144H56V142L54 143ZM73 144V143H72ZM88 144V143H87ZM105 144H107L108 145V143H104L103 145L102 144H100L101 146H104ZM111 144V143H110ZM220 144V143H219ZM46 145H48V144H46ZM88 145H91V143L90 144H88ZM87 145V146H88ZM93 145V144H92ZM99 145V144H98ZM114 145V144H113ZM128 145V146H129ZM262 145V144H261ZM1 146V145H0ZM42 145H40V147H41ZM50 147V148H51ZM86 147V146H85ZM90 147V146H89ZM110 147V146H109ZM112 147V146H111ZM261 147V146H260ZM82 148H84V147H82ZM86 148H88V147H86ZM43 149H45V148H43ZM121 149V148H120ZM83 150V149H82ZM110 150V149H109ZM33 151V150H32ZM39 151V150H38ZM41 151V150H40ZM39 151V152H40ZM84 151H85V148H84ZM83 151V152H84ZM110 151H112V149L110 150ZM29 152V151H28ZM28 152H26V154L28 153ZM36 152V151H35ZM35 152H33V153H35ZM83 152L81 151V154H83ZM86 152V151H85ZM116 152H117V150H116ZM127 152H130V151H127ZM127 152H126V155L125 156H127L128 157V154H127ZM131 152H133V151H131ZM202 152V151H201ZM30 153H32L31 151H30ZM118 153V152H117ZM41 154V153H40ZM80 154V155H81ZM119 154V153H118ZM131 154V153H130ZM129 154V155H130ZM134 154V153H133ZM139 154V153H138ZM190 154V153H189ZM32 155V154H31ZM84 155V154H83ZM117 155V154H116ZM115 155V156H116ZM171 155V154H170ZM174 155V154H173ZM28 156H29V153H28V155H27V158H28ZM34 156V155H33ZM36 156V155H35ZM35 156H34V158L32 157V159H36L35 158ZM85 156H86V154H85ZM84 156V157H85ZM118 156V158L116 157V159H119L120 160V158H119V155H117ZM121 156V155H120ZM132 156V155H131ZM138 156H140V155H138ZM137 156V160H138V157ZM147 157V156H146ZM162 157V156H161ZM164 157V156H163ZM31 158V157H30ZM132 158V157H131ZM134 158H136V156L134 157ZM142 158V157H141ZM166 157H164V159H165ZM196 158V157H195ZM31 159V160H32ZM38 159V158H37ZM121 159H122V157H121ZM130 159V158H129ZM133 159V158H132ZM132 159L131 160H128V158L126 159V160H128L129 162H132ZM145 159V158H144ZM163 159V158H162ZM28 160V159H27ZM39 160V159H38ZM83 160H85V158L83 159ZM83 160H82V162H83ZM110 160V159H109ZM125 160V164H128V165H130L129 163H126L127 161ZM134 160V159H133ZM143 160V159H142ZM166 160V159H165ZM247 160V159H246ZM249 160H251V159H249ZM264 160V159H263ZM33 161V160H32ZM118 161V160H117ZM121 161V160H120ZM120 161H118V162H120ZM140 161V160H139ZM157 161V160H156ZM159 161H161V160H159ZM167 161L168 160H166V163H167ZM172 161V160H171ZM22 162V161H21ZM25 162H26V160H25ZM38 162V161H37ZM36 162V163H37ZM110 162H112V161H110ZM109 162V163H110ZM116 162V161H115ZM134 162L136 163V161L134 160ZM163 162H165V161H163ZM177 162V161H176ZM261 162H263V161H261ZM260 162V163H261ZM26 163H28V162H26ZM33 162H31V164H32ZM113 163V162H112ZM162 163V162H161ZM166 163H164V164H166ZM132 164V163H131ZM157 164H158V162H157ZM156 164V165H157ZM187 164V163H186ZM35 165H37V164H35ZM111 165V164H110ZM113 166H106L105 168H108L109 169V167H114L115 165L117 166V168H115V170L116 169H119L118 167H119V163L118 164H116L115 163V165L114 164H112ZM169 165V164H168ZM168 165H166V166H168ZM191 164H189V166H190ZM245 165V164H244ZM19 166V165H18ZM21 166V165H20ZM124 166V165H123ZM123 166H121V168L122 169H124L123 168ZM158 166V165H157ZM162 166L163 165H161V171H162ZM165 166V167H166ZM171 165H169L168 167H170ZM193 166V165H192ZM256 166V165H255ZM259 166V165H258ZM37 167V166H36ZM35 167V168H36ZM72 167H74V165L72 166ZM76 167V166H75ZM125 167H127L126 165H125ZM164 167V168H165ZM195 167V166H194ZM260 167V166H259ZM114 168H113V171L114 172H116L115 170H114ZM120 168V169H121ZM152 168H153V166H152ZM167 168V167H166ZM188 168V167H187ZM191 168H193V167H191ZM262 168V169H261ZM260 169H257V168H253L254 170H255V172H253V173H251V174H256L257 172L259 173L260 171H261V173H260V175L262 176L261 178H262V180L264 181V178H263V175H262V173L264 174V167L262 166ZM41 169V168H40ZM72 169V168H71ZM155 169V168H154ZM159 169V168H158ZM181 169V168H180ZM29 171L30 173H34V169L31 167V168H29L28 166H25L24 165V167L22 166V168L21 169H19V168H14V173L15 174H21V173H23V172H26V171ZM67 170H68V168H67ZM73 170V169H72ZM75 170V169H74ZM73 170V171H74ZM109 170H111V169H109ZM176 170V169H175ZM17 171V172H16ZM35 171H36V169H35ZM64 172H65V170H63ZM62 171V172H63ZM71 171V170H70ZM104 171V170H103ZM107 172H109L108 170H106ZM112 171V170H111ZM120 172L122 171V170H119ZM126 171V170H125ZM164 171V170H163ZM166 171V170H165ZM192 171H194V170H192ZM218 171V170H217ZM11 172V171H10ZM72 172V171H71ZM114 172H112V173H114ZM155 172V171H154ZM182 172V171H181ZM29 173V174H30ZM41 173V172H40ZM40 173H38V175L40 174ZM67 173V172H66ZM111 173V172H110ZM117 173H118V171H117ZM116 173V174H117ZM125 173V172H124ZM156 173V172H155ZM161 173V172H160ZM176 173V172H175ZM7 174H9V173H7ZM10 174H12V173H10ZM26 174H28V172L26 173ZM44 174V173H43ZM59 174V173H58ZM104 174V173H103ZM106 174H108V173H105V175ZM183 174V173H182ZM33 175V174H32ZM37 175V176H38ZM42 175V174H41ZM40 175V176H41ZM63 174H61V175H59L60 177L62 176ZM110 175V174H109ZM118 175V174H117ZM121 175V174H120ZM120 175H118V177H120ZM126 175H127V173H126ZM132 174H130V176H131ZM160 175V174H159ZM258 175V174H257ZM28 176V175H27ZM59 176H58V178H59ZM64 176V175H63ZM110 176H114V175H110ZM122 176V175H121ZM123 176H124V174H123ZM128 176V175H127ZM130 176H129V178L128 177H126V178H128V180L130 179L131 180V178H130ZM153 176V175H152ZM259 176V175H258ZM29 178H30V176H28ZM42 177V176H41ZM117 177V176H116ZM117 177V178H118ZM136 177V176H135ZM135 177H133V178H135ZM183 177V176H182ZM196 177H198V176H196ZM244 177V176H243ZM29 178H27V179H29ZM44 177H42L41 179H43ZM55 178V177H54ZM114 178V177H113ZM121 178V177H120ZM124 178V177H123ZM137 178H139V177H137ZM141 178V177H140ZM139 178V179H140ZM152 178V177H151ZM250 178H251V176H250ZM255 178V177H254ZM253 178V179H254ZM32 179H34V178H32ZM35 179H36V177H35ZM45 180H46V178H44ZM116 179V178H115ZM158 179V178H157ZM163 179V178H162ZM166 179V178H165ZM119 180V179H118ZM136 180V179H135ZM135 180H134V182H133V180H132V182L133 183H135ZM149 180V179H148ZM185 180V179H184ZM200 180V179H199ZM249 180V179H248ZM258 180V179H257ZM7 181V180H6ZM121 181H123V180H121ZM143 181V180H142ZM155 181V180H154ZM189 181V180H188ZM250 182H251V180H249ZM254 181V180H253ZM21 182V181H20ZM41 182V181H40ZM50 182V181H49ZM138 182V181H137ZM145 182V181H144ZM152 183H153V180L151 181ZM164 182V181H163ZM22 183V182H21ZM43 183V182H42ZM48 183V182H47ZM56 183V182H55ZM57 183H58V180H57ZM139 183V182H138ZM156 183V182H155ZM181 183V182H180ZM247 183V182H246ZM253 183V182H252ZM260 183V182H259ZM262 183H264V182H262ZM19 185H21L20 183H18ZM18 184H16V185H18ZM24 184V183H23ZM39 184H41V183H39ZM144 184V183H143ZM145 184H146V182H145ZM15 185V186H16ZM37 185V184H36ZM44 186H45V184H43ZM49 185V184H48ZM50 185H53L52 183H50ZM49 185V186H50ZM148 187H150L148 184H146ZM152 185V184H151ZM244 184H243V182H239V184L237 185L238 187L237 188H235L234 189V191L235 190H239L238 188H241V186H243ZM24 186V188L26 187L25 186V184L23 185ZM35 186V185H34ZM39 186V185H38ZM42 186V185H41ZM44 186L42 187V188H44ZM57 186V185H56ZM188 186V185H187ZM201 186V185H200ZM32 187H33V184H32ZM35 187H37V186H35ZM52 187V186H51ZM157 188L159 187V186H156ZM155 187V188H156ZM41 188V187H40ZM46 188V187H45ZM49 188V187H48ZM254 188V187H253ZM252 188V190H249V191H251L250 192V195H249V193L247 194V195H249V198L252 200V198H257V196L259 195V193H260V191H261V189H253ZM26 190H27V188H25ZM25 189H23V190H25ZM32 189V188H31ZM38 189V188H37ZM151 189V188H150ZM12 190V189H11ZM25 190V191H26ZM33 190V189H32ZM45 190H47V189H45ZM52 190V189H51ZM13 191V190H12ZM36 192H37V190H35ZM39 191V190H38ZM42 191V190H41ZM44 191V190H43ZM48 191V190H47ZM264 191V190H263ZM53 192V191H52ZM27 193H29V190H28V192ZM31 194H32V192H30ZM49 193V191L46 193V194H48ZM36 194V193H35ZM42 194H43V192H42ZM45 194V193H44ZM118 194V193H117ZM123 194V193H122ZM126 194V193H125ZM28 195V194H27ZM37 195V194H36ZM35 195V196H36ZM52 195H54V192H53V194ZM51 195V196H52ZM57 195V194H56ZM55 195V196H56ZM59 195V194H58ZM57 195V196H58ZM119 195V194H118ZM41 196V195H40ZM43 196V195H42ZM62 196H63V194H62ZM66 196V195H65ZM114 196V195H113ZM121 196V195H120ZM128 196V195H127ZM260 196V195H259ZM36 197H38V195L36 196ZM49 197V196H48ZM47 196H45V198H48ZM59 197V196H58ZM30 198V197H29ZM50 198V197H49ZM57 198V197H56ZM111 198H113V197H111ZM116 198H117V196H116ZM120 198V197H119ZM119 198L117 199L118 200V202L121 200H119ZM127 198V197H126ZM134 198V197H133ZM26 199V196H24V194H23V192H22V190H21V188H20V186H19V188H17V187H15L14 188V192H13V194H11L9 197L7 196V197H5V198H3V200L2 201H0V213H2V211H4V209H7V208H10L11 206H13V204L14 203H20L22 200H23V203H24V200ZM35 199V198H34ZM38 199H40V198H38ZM51 199V198H50ZM52 199H54V197L52 198ZM105 199V198H104ZM104 199H102L103 201H104ZM125 199V198H124ZM214 199V198H213ZM27 200V199H26ZM29 200V199H28ZM36 200V199H35ZM35 200L33 201V202H35ZM41 200V199H40ZM57 200V199H56ZM60 200H62L61 198H60ZM90 200H91V198H90ZM116 200V201H117ZM246 199H242V200H240L238 203H239V205H240V207H241V205L243 204V202L245 201ZM42 201H45L43 198H42ZM50 201V200H49ZM54 201H55V199H54ZM57 201H59V200H57ZM102 201V202H103ZM113 201H115V200H113ZM115 201V202H116ZM25 202H27V201H25ZM37 202V201H36ZM87 202V201H86ZM97 202V201H96ZM107 201H105V202H103V203H101V204H104V203H106ZM114 202V203H115ZM138 202V201H137ZM31 203V202H30ZM60 203V202H59ZM109 203H110V205H111V199L109 200ZM108 203V204H109ZM207 203V202H206ZM21 204H22V202H21ZM32 204V203H31ZM37 204H38V202H37ZM36 204V205H37ZM40 204H41V202H40ZM40 204H38V205H40ZM47 204V203H46ZM57 204V203H56ZM67 204V203H66ZM113 204V203H112ZM213 204V203H212ZM19 205V204H18ZM34 205H35V203H34ZM35 205V206H36ZM45 205V204H44ZM43 205V206H44ZM49 205H51V203L49 204ZM52 205H54V204H52ZM70 205V204H69ZM115 205V204H114ZM262 205V204H261ZM27 206V205H26ZM28 206H29V203H28ZM40 206H42V205H40ZM42 206V207H43ZM58 206H59V204H58ZM61 206V205H60ZM59 206V207H60ZM62 206H63V204H62ZM104 206L105 205H103V208H104ZM30 207V206H29ZM28 207V209H32V206L29 208ZM38 207V206H37ZM37 207H34V209H33V211L35 210V208L37 209ZM55 207V205L53 206V208ZM111 207V206H110ZM113 207V206H112ZM215 207H217V205H215L214 206V208ZM239 207V208H240ZM21 208H23V205H22V207ZM27 208V207H26ZM26 208H23V211H24V209H26ZM50 208H52V206L50 207ZM51 209V211H53L54 209ZM63 208V207H62ZM61 208V209H62ZM263 208V207H262ZM17 209H19V208H17ZM40 209H42V208H40ZM56 209V208H55ZM65 209V208H64ZM102 209V208H101ZM105 209V208H104ZM210 209V208H209ZM264 209V208H263ZM11 210V209H10ZM10 210H8V211H10ZM15 210V209H14ZM13 210V211H14ZM50 210V209H49ZM58 210V209H57ZM103 210V209H102ZM106 210H108V208L106 209ZM114 210V209H113ZM210 210H212V209H210ZM7 211V213H9ZM17 211H22L21 209L20 210H17ZM27 211V210H26ZM31 211V210H30ZM38 211V210H37ZM41 211V210H40ZM48 211V210H47ZM55 211V210H54ZM206 211V210H205ZM15 212H16V210H15ZM14 212V213H15ZM29 212V211H28ZM27 212V213H28ZM32 212V211H31ZM35 212H36V210H35ZM60 212V211H59ZM207 212V211H206ZM227 212V211H226ZM23 213V212H22ZM25 213V212H24ZM34 213V212H33ZM48 213V212H47ZM51 213V212H50ZM54 213V212H53ZM4 214V213H3ZM26 214V213H25ZM36 214V213H35ZM39 214V213H38ZM58 214V213H57ZM253 213H248V219L250 220V221H253V215H252ZM6 215V217H7V215L8 214H5ZM31 215H32V213H31ZM41 217H40V216ZM38 216L40 217V219L42 218V215L44 216V218H45V215L46 214H44V213H42V215H41V213L39 214ZM48 215V214H47ZM54 215V214H53ZM255 215V214H254ZM0 216H2V215H0ZM19 216V215H18ZM27 216V215H26ZM37 216V215H36ZM55 216H56V213H55ZM6 217H4V218H6ZM1 218V217H0ZM21 218V217H20ZM32 218H34V216L32 217ZM3 219V218H2ZM35 219L37 220V218H34V221H33V223H35ZM106 219V218H105ZM7 220V219H6ZM5 220V221H6ZM30 220V217H26V218H23V219H21L20 221H18V223H17V225H15V226H12V227H7L8 225H9V223H7L8 225L6 226L7 228L6 229H4V230H2L3 228H4V226L2 227V225L3 224H5V222H4V220L2 221L1 220V222H2V225H0V236L2 237V238H0V264H12L13 262H15L16 264H18L19 262H20V260L22 261V260H24V258H27V257H29V256H31V258L32 257H34V256H36V255H38L39 253H41L42 252V250H37V251H35V249H33L32 248V250H30V251H28L29 249H30V247H31V245H33V243L35 244V241H36V238H37V230H34V228H33V225H31V224H33V223H31L30 224V222H31V220ZM7 221H9V220H7ZM38 221V223H39V220H37ZM41 221H43V219L41 220ZM40 221V222H41ZM114 221V220H113ZM1 222H0V224H1ZM44 222V221H43ZM48 222V221H47ZM110 221H105V220H103L102 218H100V216L99 217H93V218H85L82 222H81V227L82 228H85V227H89L91 224H97V225H102V224H108ZM38 225V224H37ZM41 225V224H40ZM40 225H38V226H36V229L38 228V227H40ZM43 225V224H42ZM41 225V227H43ZM80 225V224H79ZM11 226V225H10ZM45 226H46V224H45ZM47 226H50V225H47ZM45 227V229L43 230V233L44 234H49L51 231H52V228L54 229V227H52V228H49V227ZM52 226H53V224H52ZM103 226V225H102ZM256 226V225H255ZM19 227V228H18ZM34 227H35V225H34ZM91 227V226H90ZM44 228V227H43ZM254 230H256L255 228H253ZM61 230V229H60ZM39 231H40V229H39ZM57 231V230H56ZM55 231V232H56ZM59 231V230H58ZM72 231V230H71ZM54 232V233H55ZM61 232V231H60ZM53 233V234H54ZM51 234V233H50ZM63 234V233H62ZM256 234V233H255ZM64 235V234H63ZM40 236H42V234L41 235H39V237ZM47 236V235H46ZM55 236V235H54ZM45 237V236H44ZM49 237H53V235H51V236H49ZM42 238V237H41ZM44 239V238H43ZM54 239V238H53ZM64 239V238H63ZM66 239V238H65ZM39 240V239H38ZM56 240V239H55ZM41 241V240H40ZM49 241V240H48ZM43 242V241H42ZM58 242V241H57ZM39 243V242H38ZM46 243V242H45ZM59 243V242H58ZM57 243V244H58ZM42 244V243H41ZM48 245H49V243H47ZM50 244H51V242H50ZM53 244H55L56 245V243H53ZM52 244V245H53ZM39 245V244H38ZM38 245H37V247H38ZM45 245V244H44ZM51 245V246H52ZM61 245V244H60ZM22 246H24L23 248H22ZM27 246H30V247H27ZM40 246V245H39ZM20 247H21V249H20ZM53 248H54V246H52ZM51 247V248H52ZM35 248H36V245H35ZM46 249V248H45ZM50 249V248H49ZM34 250V251H33ZM54 251H55V249H54ZM58 251V250H57ZM52 252V251H51ZM55 253V252H54ZM54 253H52V255L51 256H53V254ZM7 255V257L5 258V256L3 257V255ZM2 256V257H1ZM39 258H42V255H41V257H39ZM38 258V259H39ZM45 258V257H44ZM49 258V257H48ZM4 259H7L6 260V262H4L3 260ZM29 259H30V257H29ZM37 259V258H36ZM35 259V260H36ZM46 259V261H48L47 260V258H45ZM50 259V258H49ZM35 260H33V262L35 261ZM44 260V259H43ZM27 261H28V259H27ZM30 262V261H29ZM38 262H39V260H38ZM40 262H42L41 260H40ZM49 262H50V260H49ZM14 263V264H15ZM20 263H25V262H20ZM34 263H36V261L34 262ZM56 263V262H55ZM58 263V262H57ZM27 264V263H26ZM39 264H41V263H39ZM43 264V263H42Z\"/></svg>","mask_w":264,"mask_h":264}]
</instances>
